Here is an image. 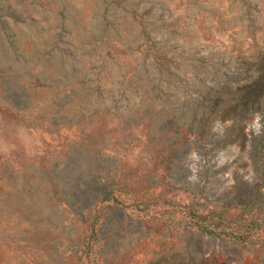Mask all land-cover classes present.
<instances>
[{
	"label": "rangeland",
	"instance_id": "374dc122",
	"mask_svg": "<svg viewBox=\"0 0 264 264\" xmlns=\"http://www.w3.org/2000/svg\"><path fill=\"white\" fill-rule=\"evenodd\" d=\"M262 75L264 0H0V264H264Z\"/></svg>",
	"mask_w": 264,
	"mask_h": 264
},
{
	"label": "trees",
	"instance_id": "16d2710c",
	"mask_svg": "<svg viewBox=\"0 0 264 264\" xmlns=\"http://www.w3.org/2000/svg\"><path fill=\"white\" fill-rule=\"evenodd\" d=\"M255 82H256V86L261 88V89H251L247 93V95H245V96H241L242 90L238 89L237 96H236V98H237L236 107L233 106V109L229 108V110L227 111L228 113L229 112H236L242 118H248L247 115L250 112V108H249L250 105L249 104H251L253 98H256V97L258 98V96L260 97V95L264 91V75L260 76ZM256 90H257V92H256ZM258 91H259V94H257Z\"/></svg>",
	"mask_w": 264,
	"mask_h": 264
},
{
	"label": "water",
	"instance_id": "95a60500",
	"mask_svg": "<svg viewBox=\"0 0 264 264\" xmlns=\"http://www.w3.org/2000/svg\"><path fill=\"white\" fill-rule=\"evenodd\" d=\"M214 118L216 119V116H214ZM214 118H213V119H214Z\"/></svg>",
	"mask_w": 264,
	"mask_h": 264
}]
</instances>
